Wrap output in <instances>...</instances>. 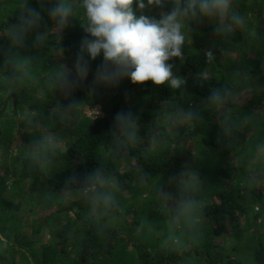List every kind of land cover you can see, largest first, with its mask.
<instances>
[{
  "label": "trees",
  "instance_id": "trees-1",
  "mask_svg": "<svg viewBox=\"0 0 264 264\" xmlns=\"http://www.w3.org/2000/svg\"><path fill=\"white\" fill-rule=\"evenodd\" d=\"M19 4L0 0V264H264V0H233L246 25L228 37L213 23L191 24L184 60L170 61L186 81L181 89L125 80L71 96L54 74L74 64L85 35L79 19L58 35L45 13L47 43L36 47L30 35L16 49L7 29ZM17 53L29 61L23 79L5 62ZM216 90L230 94L222 105L208 99ZM71 100L78 107L66 111ZM85 107L102 114L87 116ZM129 110L138 139L125 147L114 117ZM185 113L193 118L185 122ZM46 135L56 146L41 150ZM95 172L115 185L118 207L107 215L91 214L85 178ZM193 174L196 246L183 220L170 233L175 204L158 195L163 187L179 197V178ZM170 234L184 250L161 247Z\"/></svg>",
  "mask_w": 264,
  "mask_h": 264
},
{
  "label": "clouds",
  "instance_id": "clouds-1",
  "mask_svg": "<svg viewBox=\"0 0 264 264\" xmlns=\"http://www.w3.org/2000/svg\"><path fill=\"white\" fill-rule=\"evenodd\" d=\"M160 9L159 16L146 14L153 7ZM20 12L15 23L7 29L11 45L24 48L29 36L36 47L44 46L49 37L48 21L52 22L51 32L62 34L72 20L79 19L85 33L79 43L74 64L71 68L61 65L54 74V81L60 90L71 96L77 89L87 88L93 94L100 89H116L125 80L132 85L151 82L155 86L167 85L173 90L181 89L186 81L174 73L175 59L184 60L186 32L193 22L213 23L214 32L228 37L237 28L246 25V19L233 8V0H20ZM211 61L213 54H205ZM100 60L93 69V62ZM13 68V75H27L29 61L17 54L5 61ZM91 79L89 80V76ZM201 79H207L202 75ZM228 93L213 91L209 101L222 105ZM78 107L75 100L66 106V111ZM97 110L95 116H99ZM193 118L192 113L183 114L185 122ZM176 126V122L173 123ZM115 139L121 146L135 144L138 139L137 117L131 110L121 111L114 117ZM56 146L51 136H44L39 147ZM195 175L179 178V197L163 187L158 195L165 201H173L175 212L169 222L170 233L182 220L189 228L188 239L192 246L199 245L202 230L197 228L201 218L200 202L192 192ZM86 193L92 215H107L108 210L118 207L111 188L101 182L100 173L89 174L85 178ZM102 209V211H101ZM139 232L140 229L138 228ZM201 231L200 236L194 233ZM161 247L182 251L186 247L179 236L170 234L161 242Z\"/></svg>",
  "mask_w": 264,
  "mask_h": 264
},
{
  "label": "rangeland",
  "instance_id": "rangeland-1",
  "mask_svg": "<svg viewBox=\"0 0 264 264\" xmlns=\"http://www.w3.org/2000/svg\"><path fill=\"white\" fill-rule=\"evenodd\" d=\"M257 27H259V26H257ZM259 28H260V30H261L262 32H264V29H263L262 27H259ZM67 67L71 68L70 65L67 66ZM97 110L99 111V108H98V107H95V108H88V107H85V108L83 109V112H84L87 116H95V113H96ZM99 112H100V111H99ZM100 114H102V113H100ZM234 242H236V241H234Z\"/></svg>",
  "mask_w": 264,
  "mask_h": 264
}]
</instances>
